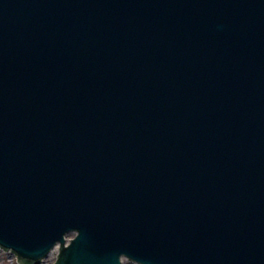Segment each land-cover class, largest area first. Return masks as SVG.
Returning <instances> with one entry per match:
<instances>
[{"label":"water","instance_id":"obj_1","mask_svg":"<svg viewBox=\"0 0 264 264\" xmlns=\"http://www.w3.org/2000/svg\"><path fill=\"white\" fill-rule=\"evenodd\" d=\"M0 246L264 264V0H0Z\"/></svg>","mask_w":264,"mask_h":264},{"label":"rangeland","instance_id":"obj_2","mask_svg":"<svg viewBox=\"0 0 264 264\" xmlns=\"http://www.w3.org/2000/svg\"><path fill=\"white\" fill-rule=\"evenodd\" d=\"M73 235L70 234L68 237H72ZM58 253H59V249L53 251L49 259H47L46 262H42V264H55L58 258ZM0 264H19V263H17L16 255H12L11 251L5 250L0 247ZM125 264H134V263L125 260Z\"/></svg>","mask_w":264,"mask_h":264},{"label":"bare ground","instance_id":"obj_3","mask_svg":"<svg viewBox=\"0 0 264 264\" xmlns=\"http://www.w3.org/2000/svg\"><path fill=\"white\" fill-rule=\"evenodd\" d=\"M49 257H50V255L45 259V262H46L47 259H49ZM18 260H19V258H18Z\"/></svg>","mask_w":264,"mask_h":264}]
</instances>
